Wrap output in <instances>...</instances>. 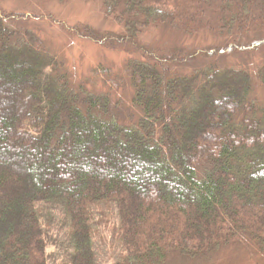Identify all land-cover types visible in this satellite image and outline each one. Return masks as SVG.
Segmentation results:
<instances>
[{
  "label": "trees",
  "instance_id": "1",
  "mask_svg": "<svg viewBox=\"0 0 264 264\" xmlns=\"http://www.w3.org/2000/svg\"><path fill=\"white\" fill-rule=\"evenodd\" d=\"M4 1L0 264H99L98 210L120 242L109 264H165L236 242L264 252V103L252 98L254 80L264 88V0H98L118 31L43 10L70 0ZM39 21L125 52L124 74L96 67L105 91L90 77L72 83ZM52 241L65 256L48 263Z\"/></svg>",
  "mask_w": 264,
  "mask_h": 264
},
{
  "label": "rangeland",
  "instance_id": "2",
  "mask_svg": "<svg viewBox=\"0 0 264 264\" xmlns=\"http://www.w3.org/2000/svg\"><path fill=\"white\" fill-rule=\"evenodd\" d=\"M24 3L18 0H6L1 5L6 9L18 10L19 6H23ZM27 9L39 11L37 6H29ZM43 10L55 13L58 18L68 24L81 22L88 23L95 28L120 30L118 23L106 18L98 0L49 1ZM35 30L45 38L52 51L65 59L72 83H75L76 79H88L87 77H90L94 80V88L105 91L107 88H104L100 79L93 74L96 67L100 65L109 66L113 71L111 77L124 74L125 60L129 58V55L123 51L107 49L92 41L79 39L48 21L36 22ZM242 57L239 58V61H246L245 56ZM234 58L233 55L230 56V63L236 60ZM260 60L253 57L249 62L250 67L246 65L252 75H254L256 65L260 63ZM253 85L252 98L258 103H264V88L256 80H254ZM124 90L115 91L114 95L118 99H123L125 106L132 110L130 90L128 93ZM132 113L135 115L136 111L132 110ZM258 115L261 116V112ZM111 219L116 220L112 216ZM110 223L111 221L104 210L101 212L98 210L92 223V240L99 264L113 263L119 257L120 242L112 234L109 228ZM53 233L55 234L56 231ZM57 243H61V241L56 243L52 241L47 247L48 263L59 261L63 255L65 256V246ZM165 264H264V252L251 242H236L219 245L213 252L199 257L188 258L180 254H171Z\"/></svg>",
  "mask_w": 264,
  "mask_h": 264
}]
</instances>
